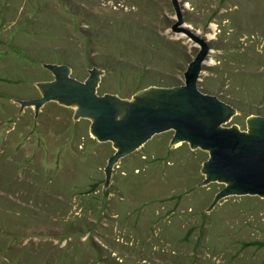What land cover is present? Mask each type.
Wrapping results in <instances>:
<instances>
[{"label":"rangeland","instance_id":"obj_1","mask_svg":"<svg viewBox=\"0 0 264 264\" xmlns=\"http://www.w3.org/2000/svg\"><path fill=\"white\" fill-rule=\"evenodd\" d=\"M240 1L176 0L182 23L175 28L189 32L208 48L199 76L200 89L212 94L204 89V84H215L218 94L233 102L238 100L230 96L226 83H230L234 77L237 78L235 84L243 79L236 74L240 65L250 59L264 63V32L252 25H249V30L244 29L249 28L245 21L243 29L237 28L236 12ZM83 6L92 12V20L81 17ZM97 21L106 27L96 32L94 22L97 24ZM113 22L119 27L120 42L125 40L128 43L125 58L124 55L121 57L118 47L113 46L115 39L107 44L111 39L108 33L104 35L103 30H108L107 24ZM178 22L172 0H0V200H4L0 201V211H3L0 213V248L4 245L7 248V252H0V264H7L25 248L29 250V258L35 257L42 261L41 264H47L52 250L67 243L65 237H54V228L59 229L63 223L60 211L56 213L48 208H36L37 216L36 211L31 209V215L24 217L19 210L17 212L14 207L7 206L12 203L17 209L20 206L26 208L27 204L20 196L31 189H36L35 193L48 190L62 197L76 178L74 174L78 179L86 174L75 168L80 145V134L77 138L76 134L83 132L85 125L81 124L79 129L75 126L72 127L74 129L66 128L74 119L77 107L68 108L53 101L38 113L35 106L22 109L20 102L41 97L38 84L55 78L43 64L70 67L71 77L78 80L88 79L94 69L105 67V80L100 81L99 95L110 92L133 99L152 86H181L185 84L184 73L202 48L185 33L172 31L171 27ZM98 35L106 39L105 43L94 44V49L89 51L88 43H94ZM109 60L126 73L122 74L116 69L108 71L106 67L109 63L106 62ZM167 61H170L169 65ZM216 75L220 76V86L206 80L216 79ZM147 78H155L161 86L147 83ZM174 83L177 85L173 86ZM223 83L225 86L221 88ZM260 92H248L240 104L242 109L250 107L246 110L256 111L252 115L264 112L263 90ZM241 113L238 111L236 116L239 119L235 120L234 117L228 127L238 125L241 130L249 131L248 118ZM80 120H86L91 127L90 120ZM78 122L74 120V123ZM26 124L28 127H23ZM173 135L174 131L165 132L157 136L155 144L152 143L146 151L143 148L148 143L134 152L133 161L128 160L130 172L134 174L128 179L121 174L119 161L105 189L106 167L110 158L107 157L101 173L94 169L97 176L89 174L98 177L99 181L93 178L88 181L86 189L70 190L74 196L86 195V198L78 196L82 201V210L89 208L91 216L97 208L103 209L109 188L127 199L129 207L155 204L167 197L168 192L160 183L162 171L150 169L151 174L145 165L154 162L148 160L151 157L163 156V150L161 152L155 147L159 142L166 144L168 155L183 145L180 142L169 149ZM164 160H156V163L161 165ZM39 171L41 175L35 181L31 179ZM219 185L221 189L225 187ZM67 197L70 195L66 194L65 199ZM5 211L6 216L3 215ZM18 213V217H15ZM144 217L149 220V213H145ZM98 220L100 227L106 223L103 218ZM90 233L83 234V240H89ZM15 239L19 243L12 248Z\"/></svg>","mask_w":264,"mask_h":264},{"label":"trees","instance_id":"obj_2","mask_svg":"<svg viewBox=\"0 0 264 264\" xmlns=\"http://www.w3.org/2000/svg\"><path fill=\"white\" fill-rule=\"evenodd\" d=\"M237 6L238 29H243L245 21L246 27L249 28L244 29L249 30V25H252L253 28L257 26L264 32V0H241ZM88 10L83 6L80 11L81 17H90L89 19L92 20L94 16ZM107 25H109L108 30H103L104 35L108 33V38L111 39L107 44H111L115 39L113 46L118 47L122 54L121 57L124 55L123 58H125L128 43H125V40H122L123 44L120 42L121 33L117 29L119 28L117 24L113 22ZM94 26L96 32L100 30L99 28L106 27L98 21L97 24L94 22ZM96 41V43H88L89 51L94 49V44L99 45L101 41L105 43L106 39L98 35ZM161 57L166 59L164 56ZM76 63H80V61ZM106 63H109L106 67L108 71L116 69L117 72H122L123 70L114 66L110 60ZM240 66L236 74L241 76L239 78L243 77L244 80L239 79V84H235L237 78H231V82L228 81L226 87H229L230 96L238 100L233 102L234 105L240 106L241 110L238 111L242 112L241 114L245 118H249L256 111L246 110L250 107L242 109L240 104L250 91L261 93L260 91L263 90L264 95V63L250 59ZM206 80L220 86V76L216 75V79L212 78V81L209 78ZM147 83L161 86L155 78H147ZM251 83L255 86H252ZM172 85L176 86L177 83ZM224 86L225 83L221 88ZM204 89L212 94H218L215 84H204ZM261 114L264 116V112ZM238 119L236 116L235 120ZM81 124L85 126L83 132L76 134V138L80 134L78 138L80 145L78 146L79 153L75 168L77 171H85L86 174L81 179H78L74 174L76 178L71 182L69 191L72 188L86 189L88 181L93 178L99 181L94 169L101 173L100 169L105 164V159L111 158L115 154L112 143H100L92 138L90 125L89 122L86 124V120H79L76 124L74 119H71V124L68 123L69 126L66 128L79 129ZM23 127L27 128L28 124ZM155 138L143 148L145 151L152 143L155 144ZM155 147L161 152L163 150V156L161 158L151 157L148 160H154V162L145 163L147 164L145 166L149 171L150 169L162 171L160 183L168 193L167 197L160 202L129 207L130 202L127 199L122 198L121 195L109 188L108 200L103 209L97 208L95 213L90 216L89 208L83 211L82 201L78 199V196L86 198V195L74 196L73 191H68L61 197L48 190L42 192L39 190L35 193L36 189L34 191L31 189L26 193L22 192V196H20V199L26 202V208L20 206L17 209L12 203L7 207H14L24 217L31 215V209L36 211V208H48L51 212L60 211L59 213L63 214L61 216L63 223L59 229L54 228V237H65L67 243L64 247L57 246L52 250L50 256L48 255L47 264H264V199L258 196H233L220 201L212 211H208L215 196L222 190L218 183L205 187L199 186L204 179L202 167L208 160L209 154L201 150L193 151L186 143L172 150L169 155L166 144L163 142H159ZM42 148L45 150L44 146ZM2 150L5 153V148ZM134 155L122 159L119 163L121 174L126 179L133 173L130 172L128 160H132ZM163 158L165 159L164 163L161 165L156 163V160ZM28 161L32 162L33 160ZM152 171H150L151 174ZM38 175H41V171L33 175L31 179L34 180ZM66 194L70 195L69 198L67 197L68 199H65ZM15 196L17 197V195ZM147 212L150 215L149 220L144 217ZM0 213L2 214L3 211ZM6 214L5 211L3 215L6 216ZM19 214H16L15 217H18ZM92 216L97 219H92ZM100 218L106 222L101 227L100 220H98ZM82 232H84L83 234L91 232L89 240H83ZM15 242L13 245H9L14 248L19 240L15 239ZM6 249L4 245L0 248V252H7ZM29 256V250L25 248L15 258H11L7 264H41L40 259L29 258Z\"/></svg>","mask_w":264,"mask_h":264},{"label":"water","instance_id":"obj_3","mask_svg":"<svg viewBox=\"0 0 264 264\" xmlns=\"http://www.w3.org/2000/svg\"><path fill=\"white\" fill-rule=\"evenodd\" d=\"M179 22L172 31L183 32L202 50L184 73L185 84L172 88L154 86L142 90L133 99L113 93L99 95V84L105 80V67L92 71L88 79L78 80L67 66H43L54 75L51 82L38 84L41 97L22 101V109L35 106L36 113L49 102L77 107L74 120L91 121L90 134L100 143H112L115 154L106 167L105 189L114 167L122 159L144 147L165 132L174 131L169 146L187 143L192 150L209 154L199 184H223L208 209L233 196H258L264 199V116L248 118L249 131L238 125L228 127L238 114L233 101L221 94H208L199 87L202 61L208 48L189 32L175 27L182 23L176 0H172ZM242 107V106H241Z\"/></svg>","mask_w":264,"mask_h":264},{"label":"flooded vegetation","instance_id":"obj_4","mask_svg":"<svg viewBox=\"0 0 264 264\" xmlns=\"http://www.w3.org/2000/svg\"><path fill=\"white\" fill-rule=\"evenodd\" d=\"M54 80V78L52 79V80H50V81H47V82H51V81H53Z\"/></svg>","mask_w":264,"mask_h":264}]
</instances>
